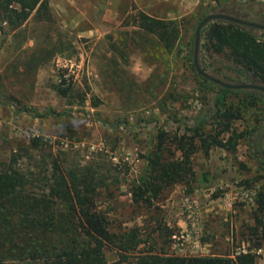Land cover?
Wrapping results in <instances>:
<instances>
[{
	"label": "rangeland",
	"instance_id": "obj_1",
	"mask_svg": "<svg viewBox=\"0 0 264 264\" xmlns=\"http://www.w3.org/2000/svg\"><path fill=\"white\" fill-rule=\"evenodd\" d=\"M48 2L49 21L37 19L34 13L21 29L5 27L0 34V102L6 104L0 105V164L8 163L15 152L23 156L21 167L35 171L47 166L51 154L60 156L66 166L105 164V170H111L110 186L99 190L98 206L113 232L141 229L147 243L139 250L154 246L171 255L234 258L252 249L251 213L256 193L264 190L261 93L251 100L244 95L231 97L242 113L234 127L244 135L236 153L217 148L207 156L198 151L193 157L191 186L179 184L164 191L152 207L133 200L132 190L146 167L145 156L155 147L157 127L169 135L182 134L184 128L166 122L168 116L194 118L213 95L193 71L185 45L174 54L153 53L145 59L133 43L134 17L144 12L157 18H189L194 26L197 20L216 13L205 12L216 3ZM251 4L253 13L264 8V0ZM194 15L196 19L191 18ZM204 42L201 38L199 64L206 73L227 82L245 81L238 77V66L207 53ZM40 49L62 53L40 68L26 67ZM59 84L71 87L68 99L53 90ZM51 110L59 115L51 116ZM38 114L44 117H35ZM103 121L120 124L111 130ZM36 137L42 139L44 151L25 155L22 149ZM167 148L181 157L175 146ZM252 251L257 254L256 264H264V249ZM107 257L117 260L118 254L108 251Z\"/></svg>",
	"mask_w": 264,
	"mask_h": 264
},
{
	"label": "trees",
	"instance_id": "obj_2",
	"mask_svg": "<svg viewBox=\"0 0 264 264\" xmlns=\"http://www.w3.org/2000/svg\"><path fill=\"white\" fill-rule=\"evenodd\" d=\"M212 1L216 5L211 10L208 8L206 13L215 11V14L264 26V8L253 13L250 5L254 0ZM34 13L37 19L49 21L48 0H0V34L5 27L21 29ZM191 18L196 19V15ZM204 18L190 26L189 18H157L144 12L134 17L137 32L133 43L145 59L153 53L174 54L179 46L185 45L193 71L213 94L194 118L168 116L166 122L182 126V134L169 135L156 126L155 147L145 156L144 173L132 190L134 202L148 207H152L153 201L164 191L176 185L191 186L195 177L193 157L198 151L207 156L217 148L232 154L237 152L244 135L234 127L242 113L240 105L231 103L232 96L244 95L245 99L251 100L261 93L264 97L258 90L225 88L198 73L194 65L195 39L197 27ZM201 38H204L203 48L207 53L223 56L238 66V77L245 81L227 82L209 74L211 77L228 84L264 86V30L218 20L202 30ZM58 52L62 53V50L40 49L35 57L27 60L26 67L45 66ZM200 67L206 71L202 65ZM53 90L66 99L72 91L65 84L55 85ZM10 98L9 103L13 106L14 97ZM172 99L178 100L173 95ZM0 105L6 104L0 102ZM50 113L51 116L58 114L54 110ZM35 117L44 116L38 114ZM103 122L111 130L120 124ZM170 144L181 157H176L167 148ZM44 148L42 139L36 137L22 151L29 156L30 151L41 153ZM167 151L171 152L169 157ZM21 157L20 152H15L8 163L0 164V264H256L257 254L252 249H264V190L256 193L251 213L249 242L253 244L252 249L234 258L185 257L157 251L154 246L139 250L147 243L140 228L124 232L111 230L107 215L97 203L99 190L110 186L111 170L106 171L105 164L66 166L60 156L51 154L47 166L35 171L21 167ZM108 251H115L118 259L110 261ZM132 255H136L135 258L132 259Z\"/></svg>",
	"mask_w": 264,
	"mask_h": 264
},
{
	"label": "water",
	"instance_id": "obj_3",
	"mask_svg": "<svg viewBox=\"0 0 264 264\" xmlns=\"http://www.w3.org/2000/svg\"><path fill=\"white\" fill-rule=\"evenodd\" d=\"M218 20H224L228 22H233L240 25L250 26L256 29L264 30V26L254 23V22H247L239 18H235L232 16H228L226 14H211L208 15L204 20L200 22V24L197 27L196 30V39H195V50H194V65L196 67V70L199 74H201L203 77L210 79L212 82L222 85L225 88L229 89H247V90H258L264 94V86H259L255 84H243V85H234V84H228L225 82L220 81L219 79L211 77L208 73L204 72L199 64V51H200V45H201V32L202 30L207 27L208 24L218 21Z\"/></svg>",
	"mask_w": 264,
	"mask_h": 264
},
{
	"label": "built area",
	"instance_id": "obj_4",
	"mask_svg": "<svg viewBox=\"0 0 264 264\" xmlns=\"http://www.w3.org/2000/svg\"><path fill=\"white\" fill-rule=\"evenodd\" d=\"M244 252H246V251H244Z\"/></svg>",
	"mask_w": 264,
	"mask_h": 264
}]
</instances>
